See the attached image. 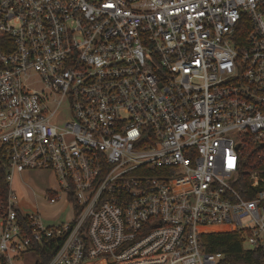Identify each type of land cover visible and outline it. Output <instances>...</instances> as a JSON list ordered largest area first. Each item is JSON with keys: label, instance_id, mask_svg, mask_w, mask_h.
Wrapping results in <instances>:
<instances>
[{"label": "built area", "instance_id": "built-area-1", "mask_svg": "<svg viewBox=\"0 0 264 264\" xmlns=\"http://www.w3.org/2000/svg\"><path fill=\"white\" fill-rule=\"evenodd\" d=\"M249 144L264 161V0H0V264L50 238L47 264H221L210 232L264 249ZM28 171L68 221L21 210Z\"/></svg>", "mask_w": 264, "mask_h": 264}, {"label": "trees", "instance_id": "trees-1", "mask_svg": "<svg viewBox=\"0 0 264 264\" xmlns=\"http://www.w3.org/2000/svg\"><path fill=\"white\" fill-rule=\"evenodd\" d=\"M258 145L249 144L244 147L241 158L240 181L235 183L244 198H252L254 189L248 188V170L254 168L264 169V161L257 158ZM2 186L7 187L5 180ZM58 240L50 238L42 244H36L34 249L41 256L40 264H47L58 248ZM202 245L207 252H221L225 255L221 264H264V249H246L243 239L236 232H210L202 235Z\"/></svg>", "mask_w": 264, "mask_h": 264}, {"label": "rangeland", "instance_id": "rangeland-1", "mask_svg": "<svg viewBox=\"0 0 264 264\" xmlns=\"http://www.w3.org/2000/svg\"><path fill=\"white\" fill-rule=\"evenodd\" d=\"M37 85L41 84L37 83ZM12 184L22 196L21 210L24 213L40 212L47 224L68 221L72 217V207L64 198L57 203H51L44 200L41 193L37 192L45 193L44 187L56 188L58 186L56 177L52 172L28 171L23 174H15ZM38 260V255L30 252L24 257L23 264H36Z\"/></svg>", "mask_w": 264, "mask_h": 264}, {"label": "crops", "instance_id": "crops-1", "mask_svg": "<svg viewBox=\"0 0 264 264\" xmlns=\"http://www.w3.org/2000/svg\"><path fill=\"white\" fill-rule=\"evenodd\" d=\"M44 189H46V190H49V189H54V188H50V187H44ZM45 190V191H46ZM16 191L18 192V193H20L17 189H16ZM39 194L41 193V194H43V192H39V191H37Z\"/></svg>", "mask_w": 264, "mask_h": 264}]
</instances>
